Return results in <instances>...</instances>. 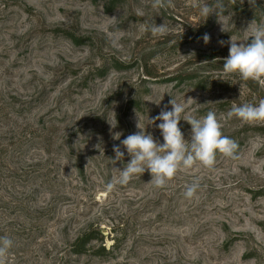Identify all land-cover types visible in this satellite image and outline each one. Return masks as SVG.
Here are the masks:
<instances>
[{"label":"rangeland","instance_id":"374dc122","mask_svg":"<svg viewBox=\"0 0 264 264\" xmlns=\"http://www.w3.org/2000/svg\"><path fill=\"white\" fill-rule=\"evenodd\" d=\"M152 3L0 0V237L13 241L8 264H264V122L227 117L233 104L258 105L264 86L223 71L230 38L250 42L264 24V0H222L224 15L206 19L200 6L216 0ZM153 22L166 34L145 30ZM171 98L184 104L186 141L183 119L213 111L239 158L217 153L214 170L197 163L163 188L145 171L107 191L114 168L130 162L120 142L138 123L163 143L149 123L165 105L171 110ZM113 145L125 153L115 164ZM194 181L200 187L187 199ZM84 231L96 236L77 254Z\"/></svg>","mask_w":264,"mask_h":264},{"label":"clouds","instance_id":"9594fccd","mask_svg":"<svg viewBox=\"0 0 264 264\" xmlns=\"http://www.w3.org/2000/svg\"><path fill=\"white\" fill-rule=\"evenodd\" d=\"M255 2L256 0H249V4L253 7ZM171 5L172 0H153L152 3L154 9ZM214 12L219 18L224 15L225 6L222 0H216L214 6L208 4L200 6V15L205 19ZM137 15L143 16L144 13L138 9ZM255 24L256 21L253 20L250 26ZM145 30H150L153 36L164 35L167 32V26L164 23L157 26L153 22L150 29ZM221 30L225 31L223 27ZM251 38L250 42H247V39L240 43L234 37L230 38L227 42L230 45L229 55L224 59L223 71L225 74H237L244 81L252 80L264 86V24L252 28ZM202 39L205 44H208L211 37L209 34H204ZM218 43L223 46L226 42L221 40ZM160 101L155 103L159 105ZM169 104L171 110H168V106L165 105L159 115L152 118L149 123L159 128L163 137L162 144L155 140L152 134L146 133L139 123L137 124L139 132L121 140V145L131 159L122 170L114 168L118 176L107 183V191L111 192L117 184L127 185L134 177L141 176L145 171L151 174L150 184L156 188H163L179 171L192 169L197 163L209 170H214L217 153L231 159L239 158L238 143L222 133V124L215 112L209 111L199 119L193 116L183 119L191 125L189 142L184 139L179 127L182 113L185 112L184 104L177 102L174 98L169 100ZM227 117L229 119L235 117L245 123L264 122V99H261L258 105L233 104ZM156 121L161 122L157 125ZM120 135L117 133L113 138L118 140ZM113 152L115 158L111 159L112 164L123 161L125 153L121 151L120 145H113ZM199 187L198 181L187 186L184 192L185 198H193ZM12 246V239L7 236L0 237V264H8Z\"/></svg>","mask_w":264,"mask_h":264},{"label":"trees","instance_id":"16d2710c","mask_svg":"<svg viewBox=\"0 0 264 264\" xmlns=\"http://www.w3.org/2000/svg\"><path fill=\"white\" fill-rule=\"evenodd\" d=\"M116 65V63H114ZM96 233V232H95ZM96 235H92L90 232L84 231L82 234L77 236L74 242V252L82 254L86 252V245L94 239ZM103 249V248H102Z\"/></svg>","mask_w":264,"mask_h":264}]
</instances>
